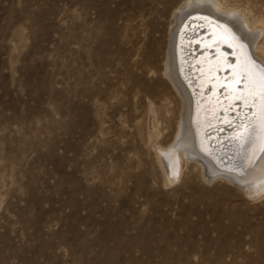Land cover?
I'll list each match as a JSON object with an SVG mask.
<instances>
[{
  "label": "rangeland",
  "instance_id": "rangeland-1",
  "mask_svg": "<svg viewBox=\"0 0 264 264\" xmlns=\"http://www.w3.org/2000/svg\"><path fill=\"white\" fill-rule=\"evenodd\" d=\"M134 1L0 0V264H264V195L183 160L165 185L139 143L149 121L129 70L151 18ZM245 1L264 17V3ZM113 94L135 119L110 111ZM168 98L151 100L164 112Z\"/></svg>",
  "mask_w": 264,
  "mask_h": 264
},
{
  "label": "bare ground",
  "instance_id": "bare-ground-1",
  "mask_svg": "<svg viewBox=\"0 0 264 264\" xmlns=\"http://www.w3.org/2000/svg\"><path fill=\"white\" fill-rule=\"evenodd\" d=\"M243 1L245 0H236V3H228L227 0H135L133 3L147 10L151 18L149 29L145 33L143 55L141 59L134 61L136 70L128 69L133 77L132 80H137L139 83L138 98L143 105H146L145 116L149 121L147 139L140 138L139 143L145 150V146H150L149 149L154 153L165 185H170L179 179L183 160L198 166L206 181L219 178L255 200L264 195V149L261 148V137L264 136V129L261 127L264 122V84L258 75L250 77L245 71L246 67L251 68L253 73H259L264 69V17L253 15V11L259 10L248 1L245 2L250 6L242 9L240 6ZM260 2L263 4L264 0ZM105 3V1L101 3L102 9L105 8ZM145 3L150 7L145 8ZM193 13L207 14L221 22L219 27L214 29V35L220 39L224 49L232 54L226 60L224 57L218 58L217 62L222 66L225 61L230 62L228 71L231 75L225 78L228 80L223 86L215 76L213 88L218 90L219 94L223 91V94L230 97V100L222 101L220 106L232 107L234 103L243 106L240 112L242 118L238 120L236 126L230 129L231 132L228 130L225 137L216 139V147H209V150L202 130L210 120L215 121L214 117L219 112V105L216 99L210 97L204 102L196 101L194 91L187 86L182 77V63L178 61L176 51L178 32L186 17ZM80 27L81 40L84 44L83 21ZM227 27L239 40L232 36ZM89 32L90 41H95V28H91ZM240 40L246 48L241 46ZM113 41L116 40L110 38V42ZM94 49L92 46L91 51L94 52ZM122 49L121 47L120 51ZM92 60L97 62L95 56H92ZM160 74L167 76L170 86ZM86 76L87 73L82 70L81 79ZM205 78L206 76L203 80ZM158 86L163 87V92L158 90ZM128 87L130 88V85ZM108 88L116 92L115 84L110 83ZM106 89H97L96 97L103 95ZM165 93L169 96V105H165L166 111L162 112L157 110L154 101L161 104V98ZM82 94H86V91L82 90ZM111 98L109 103L111 112L123 111L122 113L128 118L137 117L136 108H130L127 102L114 94ZM93 103L95 111L99 113L101 106L96 100ZM245 105H248L249 109L246 107L244 109ZM82 106L85 107L84 104ZM142 110L143 106L140 114ZM159 121L164 122L165 128H168L170 134L174 136L173 142L168 146H163L158 139ZM98 126L97 128H101V125ZM239 127L241 130H238ZM135 129L142 130V124H138ZM250 159L253 162L249 166ZM234 164L239 165V169L244 171L234 172Z\"/></svg>",
  "mask_w": 264,
  "mask_h": 264
},
{
  "label": "snow or ice",
  "instance_id": "snow-or-ice-1",
  "mask_svg": "<svg viewBox=\"0 0 264 264\" xmlns=\"http://www.w3.org/2000/svg\"><path fill=\"white\" fill-rule=\"evenodd\" d=\"M245 71L248 72V74H249L250 77H253L255 75H258L260 81L262 82V84H264V69H261L259 71V73H253L252 70H251V68H247L246 67L245 68ZM261 127H262V129H264V122H262ZM261 148L264 149V136L261 137ZM252 162L253 161L251 159L248 161L249 166L252 164Z\"/></svg>",
  "mask_w": 264,
  "mask_h": 264
},
{
  "label": "water",
  "instance_id": "water-1",
  "mask_svg": "<svg viewBox=\"0 0 264 264\" xmlns=\"http://www.w3.org/2000/svg\"><path fill=\"white\" fill-rule=\"evenodd\" d=\"M215 24H216V25H220L221 23H219V22L216 21ZM227 28H228V27H227ZM229 29H230V28H228V30H229ZM229 31H230V33L232 34V36H234L237 40H239L238 37H237V36H236L231 30H229ZM239 42H241V43H240L241 45H244L242 40H240ZM228 63H229V62H228ZM228 66H229V68H230V65H229V64H228ZM222 82H223V84H225L224 82H226V80H225V81H222Z\"/></svg>",
  "mask_w": 264,
  "mask_h": 264
}]
</instances>
